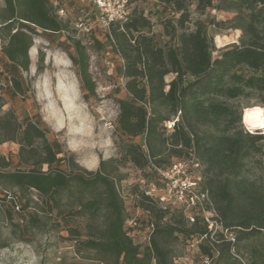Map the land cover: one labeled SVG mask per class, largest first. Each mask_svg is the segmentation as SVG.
<instances>
[{"label": "trees", "instance_id": "1", "mask_svg": "<svg viewBox=\"0 0 264 264\" xmlns=\"http://www.w3.org/2000/svg\"><path fill=\"white\" fill-rule=\"evenodd\" d=\"M134 0H130L132 3ZM169 11L161 22L169 40L160 43L152 31V23L143 10L133 7L127 20L110 24L107 39L111 48L123 60L116 69L125 79V96L118 98L119 112L116 130L128 138L125 155L139 168L148 167L154 174L151 184H159L151 164L161 165L157 158L169 147L175 160L194 156L202 164L201 188L206 190L224 229L234 232V241L223 232L218 237L207 236L199 242L202 256L213 258L214 252L224 264H245L231 252L237 243L264 231V184L247 182L241 177L245 161L260 151L264 132L258 134L237 126L240 112L231 100L252 93H264V0H195V8H207L233 13L230 19L213 22L240 30L238 41L223 46L212 57L215 46L205 33L202 23L188 26L192 0H158ZM177 15L173 20L170 17ZM57 32L65 27L52 11L50 0H4L0 8L1 52L5 57L12 92H21L17 75L27 70V50L32 37L24 29L31 26ZM99 44V41H96ZM77 56H71L83 89L94 94V84L88 72V57L79 40L73 42ZM168 74L174 76L166 81ZM172 131L167 134V123ZM0 136L18 143V162L24 168L6 170L8 160L0 155V185L16 188L22 193L34 189L46 207L28 212L22 231L41 229L49 214L59 208L60 195L78 194V204L70 211L85 215L89 221L86 232L68 227L75 241L76 252L93 251L101 264H172L174 254L169 239L175 233L206 234L207 227L200 214L184 227V211L178 207L162 209L141 189L137 193L138 207L147 214L137 219L142 227L152 225L148 242L132 238L126 232V213L117 180L101 166L95 172L65 170L72 158L59 156V142L50 140L46 130L29 117L19 120L12 109L0 116ZM141 136L143 144L131 141ZM46 165L47 170L36 165ZM12 207L18 206L12 200ZM29 206V200L21 209ZM60 209V208H59ZM169 209L179 211L171 221L163 222ZM11 218L9 207L4 209ZM18 225V224H17ZM252 246L248 264H264V239ZM141 246H144L141 248Z\"/></svg>", "mask_w": 264, "mask_h": 264}, {"label": "rangeland", "instance_id": "2", "mask_svg": "<svg viewBox=\"0 0 264 264\" xmlns=\"http://www.w3.org/2000/svg\"><path fill=\"white\" fill-rule=\"evenodd\" d=\"M217 1L214 0V3ZM50 4L57 20L65 27L57 32L32 25L31 31L24 29L32 37V43L27 50L28 68L20 69L17 75L21 82L20 93H13L8 83L10 70L0 46V116L12 109L19 120L29 117L41 124L48 138L59 142V156L65 157L66 161L72 158L70 167L61 166L67 171L95 172L101 166L117 180L127 220L145 219L147 214L138 207L137 193L150 186L154 174L148 167L139 168L128 159L124 146L129 140L116 130L118 98L125 96V79L116 69L123 60L113 51L107 39L110 25L103 24L99 11L90 0H50ZM3 5L4 0H0V8ZM133 7L143 10L150 19L152 31L160 43L169 40L161 24L169 11L163 9L158 0H134L130 3V8ZM59 10H62V15L57 13ZM189 12V28L193 29L194 24L200 22L206 35L212 38L215 46L212 57L217 56L226 44L238 41L240 30L226 28L227 24L212 23L230 19L233 13L212 8L196 10L195 0H192ZM176 17L170 18L175 20ZM76 40L84 46L87 54L94 94L83 89L71 59V56H77L73 45ZM173 76L168 74L166 81ZM230 102L240 112L239 128L258 134L264 132V127L251 129L243 122L244 111L259 110L264 113V93H252ZM171 131V126L167 125V134ZM131 141L143 144L141 136ZM258 145L260 151L246 159L241 177L247 182L264 184V144L259 141ZM18 153V143L0 136V155L8 160L6 170L24 168L18 162ZM184 156L185 152L181 155L172 154L168 147L157 158H161V165H168L177 157ZM35 167L47 170L46 165ZM59 197L60 209H53L43 228L23 232L28 212L34 207L47 208L46 204L34 189L27 190L22 197L18 189L0 185V264H101L93 251L76 252L75 241L67 231L68 227H77L83 233L89 230L87 217L70 211L79 202L78 194L69 197L62 193ZM12 200L18 206L12 207ZM27 200L29 206L22 210L21 205ZM8 207L11 218L4 212ZM172 216H179V211L169 209L163 222L171 221ZM183 218L181 220L185 228L194 230L197 227ZM175 235L177 237L170 238L168 242L174 254L172 264H224L217 257L218 254L206 263L205 257L199 252V238L195 233ZM263 239L264 231L237 243L231 252L248 264L252 246ZM152 264L155 262L152 261Z\"/></svg>", "mask_w": 264, "mask_h": 264}, {"label": "built area", "instance_id": "3", "mask_svg": "<svg viewBox=\"0 0 264 264\" xmlns=\"http://www.w3.org/2000/svg\"><path fill=\"white\" fill-rule=\"evenodd\" d=\"M90 2L99 11L100 20L105 26L127 20L131 10L130 0H90ZM57 13L62 15V10ZM172 123L170 121L167 125L171 126ZM151 165L157 173L159 184H150L148 188L143 189L146 195L157 201L162 209L181 208L190 223L195 221V215L200 214L207 227V232L198 237L199 242L207 236L215 238L220 232H224L227 240L234 241L233 233L224 229L220 224L219 216L212 207L208 192L201 188L203 166L197 158L190 156L174 160L166 168ZM126 224L127 235L132 238L140 236L138 239L141 242H148L152 225L142 227L135 218L128 219ZM217 254V251L214 252V255ZM205 259L206 263L212 260L208 257Z\"/></svg>", "mask_w": 264, "mask_h": 264}, {"label": "bare ground", "instance_id": "4", "mask_svg": "<svg viewBox=\"0 0 264 264\" xmlns=\"http://www.w3.org/2000/svg\"><path fill=\"white\" fill-rule=\"evenodd\" d=\"M243 122L251 129L264 127V113L259 110L244 111Z\"/></svg>", "mask_w": 264, "mask_h": 264}]
</instances>
